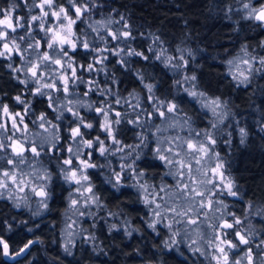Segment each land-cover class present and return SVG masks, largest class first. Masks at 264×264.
<instances>
[{
	"label": "trees",
	"instance_id": "trees-1",
	"mask_svg": "<svg viewBox=\"0 0 264 264\" xmlns=\"http://www.w3.org/2000/svg\"><path fill=\"white\" fill-rule=\"evenodd\" d=\"M38 1L0 0V18L11 12L15 28V31L7 29L6 41L11 37L25 36L27 30L31 29L27 35L28 42H32L31 38L34 37L42 49L46 47L48 32L45 35L40 20L28 22L31 16L41 17L44 20V29L52 22L50 15L40 14L39 7H30ZM241 2L242 0H98L100 7L92 10V21H113L108 25L107 31L100 29L98 33H93L96 37H105L103 44L98 40L94 41V46L102 47L103 52L97 54L89 51L85 55V49L78 47L74 52L71 49L69 55L73 56L74 61H79L73 64L78 76L83 77L89 84L95 80L101 88L107 85L110 91H115L120 98L127 99L128 103L123 106L116 103L110 105L114 114L123 113L126 109L131 111L129 106L135 103L130 95L133 91L140 93L142 107H151L149 94L141 83L140 76H143L146 83L154 85L153 91L159 98L174 99L182 109L188 110V115L192 116L191 122L199 130H207L212 134L216 141L212 148L229 162L223 172L240 187L237 198H226L227 204L231 205L233 210L243 209L246 207L245 201L249 200L254 202V209L264 213V199H258L264 192V131L261 130L264 128V65L259 63L246 83L234 79L226 66L227 59L243 46L249 50H257L258 54H261L260 57L264 58V44L260 47V43L264 42V25L257 19L244 17L239 8ZM12 3L17 5L15 9L10 8ZM52 7H63L71 18H76L75 9L67 0H53ZM85 15L83 12L82 19L76 20L72 26L77 34L92 32L83 20ZM121 16L124 17L123 20ZM18 19L24 23V28L16 27ZM117 28L122 32L128 30L130 37L120 41L112 39L108 33H116ZM124 40L128 41L130 47ZM15 42L21 43L19 39ZM25 46L26 44L21 43V47ZM126 47L129 51L133 48L140 51L147 59L137 56L122 59L117 55V49ZM161 52L164 55L157 59V54ZM96 56L104 57V72L97 71L102 64L93 62V57ZM15 57L13 55L12 61H9L0 56V92H9L3 102L9 103L15 111H21L22 106L15 105L12 96L24 86L11 79L12 72L6 67L9 63L14 66ZM168 57L172 59L167 60ZM181 57L184 63L183 74L177 67ZM89 63H93L91 74L87 70ZM128 65L131 67H127ZM197 65L200 67H196ZM193 73L197 76L196 81L175 84L182 75ZM16 75L21 76L20 73ZM113 76L116 77L115 84L112 83ZM185 87L200 90L211 97H219L225 108V116L217 128L212 127L217 123L216 115L201 108L196 102L189 104L191 98L184 92ZM29 88L34 92L33 85L29 84ZM70 89L79 94L89 92L84 84L71 85ZM21 94L26 99L34 100V110H44L49 118L55 121V113L47 107V97H35L25 92ZM61 94L62 92L57 93ZM89 97L92 101L105 99V96H100L97 91H92L89 96L83 98ZM107 99L114 102L117 97L107 95ZM80 112L88 119L95 118L97 125L99 124L100 117L95 111L86 112L80 109ZM110 115L112 116L113 112ZM71 119L72 114L66 111L63 120L56 121L62 132L61 144L69 143L68 133L64 132L63 128ZM161 119L157 114L156 122ZM27 120L30 121L28 118ZM122 126L128 129L120 137L122 141L125 144L138 143L133 133L139 129L126 122ZM241 128L244 130L243 136ZM95 134L92 133L93 136ZM92 155L95 160L96 154ZM112 160L113 163H119L116 158ZM138 163H147L148 173H152V176H155L157 171L161 179H171L165 175L167 168L163 162L154 159L151 154ZM89 174L97 184L95 190L99 203L92 212L95 215L84 217L82 220L83 228L87 230L86 238L78 239L67 251L62 247L60 240V227L63 226L60 215L64 209L66 185L63 194L50 202V211L40 217H33L30 210L13 208L10 201L0 199V240L7 243L8 254L11 255L6 257L3 245L0 244V264H144L146 259H155L157 256L162 258L164 264H189V260L178 256L174 250L164 249L163 252H158L153 247L154 244H161L162 237H156L155 233L147 229L144 224L145 217L139 212V202H132L136 199L134 191L127 192L122 188L117 193L110 184L101 187L102 178L99 173L90 169ZM126 218L129 220L123 225L122 221ZM252 218L253 223L257 225L256 235L259 239H264V231H260L259 227L264 225V222L259 215ZM113 223L119 227L110 231L109 225ZM157 227L161 233H166L162 226ZM129 228L142 229L144 239L142 240L138 231L132 232L130 238L125 236V229ZM25 245L28 246L25 248ZM250 246L252 247V244ZM262 251L264 255V249ZM255 254L259 255L257 252ZM184 255L192 259V254ZM198 258L200 264H207L204 257Z\"/></svg>",
	"mask_w": 264,
	"mask_h": 264
},
{
	"label": "clouds",
	"instance_id": "clouds-1",
	"mask_svg": "<svg viewBox=\"0 0 264 264\" xmlns=\"http://www.w3.org/2000/svg\"><path fill=\"white\" fill-rule=\"evenodd\" d=\"M67 3L72 7H77L78 0H67ZM247 5L249 7V4ZM34 6L35 4L33 3L30 7ZM16 7L17 5L15 3L10 5L11 9H15ZM79 7L84 10L83 12L86 15L83 17V20L92 29V32H81L77 34L72 31L70 39L78 41V43L75 42L77 46L71 49L74 52L78 47H83L85 49V55L89 51L99 54L104 49L94 46V41L98 40L100 44H103L105 37L103 35L96 37L93 33H98L100 29L107 31L108 25H111L113 21L111 19L107 23L92 21V10L100 7L98 0H79ZM8 14L11 15V12ZM60 15L64 20V14L61 13ZM250 15L254 16L252 11ZM33 17L31 16V19L28 21L29 23L34 21ZM35 17H37L36 20H40L41 28L44 30L45 35H47V29L42 27L44 26V20L41 17ZM80 19H82L81 16L76 17L74 19L75 23L76 20ZM123 19L124 17L121 16V20ZM16 27L24 28V23L18 19ZM28 32H31V29L27 30L25 36L19 38L11 37L8 41L12 44L13 50L21 48L23 52L21 56L23 64L20 67H14L11 63L7 64L6 67L12 72L11 79L18 81L24 88L12 96L15 105L22 106L21 111H15L9 103L3 102V98L7 97L9 92H0V199L9 200L13 208H20L21 206L28 207L33 217H40L42 214L50 211V202L56 200L57 197L63 194L64 186L69 182L68 177L72 168L79 167L77 164L69 166L65 161L68 159H85L92 165L89 169L95 170L101 176V187L104 184H110L117 193L125 187L133 189L136 194V199H133L132 202L142 203L149 209V217L144 218V224L147 229L156 234V237H162L161 244L153 245L158 252H163L164 249L175 250L178 256L189 260V264H200L198 256L204 257L207 264H212V261H215L217 264V261L213 257L222 255L216 251L217 246H219L226 249L229 257L228 264H250V255L251 264H264V256H261L257 262V260L253 259L250 248L252 243L250 231L253 229L250 217L259 215L261 221L264 222V213H259L258 210H254V202L249 200L245 201L246 207L241 209L239 213L229 210L226 198L237 197L240 192V187L234 180H231L233 184L232 191L235 195H230L223 188L222 183L219 185V191H217L218 185L216 183H209L210 180L213 181L211 169L218 162L223 164V169L229 163L226 158L216 153L215 148H212L211 144L208 145L210 149L209 153L201 158L200 164H195L193 168L194 173H196V178L200 182V190L206 193L205 200L212 199L213 201L210 211L206 207L200 209L199 201L195 204H190L183 197L177 201V198L171 195L172 193L178 194L180 192L176 184L170 187L161 180L162 187L159 189L154 188L152 180H145V171L141 170L138 166V162H143V158L151 154L154 159L160 160L169 169L165 175H171L177 180L178 167L175 161L179 159H183L186 163L191 161V157L188 154L187 142L193 140L207 144L208 134L210 133L207 130L201 129L196 131L192 128V116L188 115V110L182 109L180 104L174 99L159 98L153 91L154 85L152 83H146L143 76L139 78L144 88L147 89L149 94L148 101L151 107H142L140 93L133 91L130 95L135 103L129 106L131 111L129 112L126 109L125 112H120L121 115L115 118H110L112 112L110 105L116 103L123 106L128 103L127 99L120 98L115 91H110L107 85L101 88L95 80L89 84L83 77L78 75L74 76L71 71V74L67 75L70 81L68 85L69 89L71 85L84 84L89 89V92L79 94L69 90L68 95H57L58 92L63 91V88H56L55 91H52L53 83L63 84L61 77L65 76V73L73 68V64L79 63V61H74L73 56L69 55L62 48L57 51L56 45L51 48V54L49 53L51 59H44L45 52L38 54L36 51L40 47L39 42L35 41L34 37L31 38L32 42H28ZM115 32L117 34V39L115 40H122L123 37L119 35L122 32L121 29L117 28ZM123 32H128V30H124ZM65 35H69V33L65 31ZM17 39L21 43L26 44V46L21 47V43L15 42ZM124 43L130 47L127 40H124ZM85 44L88 45L87 48L84 47ZM128 47L118 48L117 55L121 56L122 59L131 56L147 59L140 51L134 48L129 51ZM29 49L32 51L30 52ZM191 54L189 50V55ZM5 55L6 53L0 56ZM163 55L164 53L162 52L158 53L156 58L160 59ZM56 59L62 61V68L53 67L56 66ZM103 59L104 57H101V64ZM171 59V57L167 58V60ZM167 60L165 63H167ZM93 62H96L94 57ZM33 66L37 67V72L39 73L37 76H33L29 71ZM127 67L130 68L131 66L128 65ZM177 67L180 73L183 74V57L177 62ZM196 67L200 66L197 65ZM87 70L91 74L93 63L87 65ZM97 71H105L103 64ZM136 71L138 72V70ZM20 72H23V78L16 75ZM196 80L197 76L195 73L192 75H182V78L176 80L175 84H183ZM112 83H116L115 76L112 77ZM29 84L34 86V92L32 88H29ZM92 91H97L100 96H105V99L103 101H92L90 97L88 99L83 98L89 96V93ZM21 92L31 93L35 97H47V107L51 108L55 113V121H62L66 111L72 114V119L63 128V131L68 133L69 143L67 145L60 143L62 140L60 127L49 118L44 110H34L32 107L34 100L30 98L26 99ZM184 92L191 98L189 104L196 102L199 103L201 108H207L205 107L206 102L200 99L201 97H206L205 92L193 91L188 87L184 88ZM107 95L115 96L117 99L114 102L110 101L107 99ZM70 96H80L81 98L70 99ZM212 100H218L220 102L218 107L221 108V115L218 117L217 123L212 125L213 128H217L219 123L224 119L223 108L219 97L213 98ZM170 104L175 106L174 111H168ZM5 107L8 109L7 112H4ZM97 107L103 108L104 112L108 113V116L103 115V113L98 114L99 117H102L98 125L95 118L88 119L81 115L80 112V109H84L86 112H96ZM161 112L164 113L163 116L160 115ZM157 114L162 118L159 123L156 122ZM212 114L215 116L216 110L212 111ZM178 116L184 117L182 125L176 123ZM26 117L31 120L33 126L44 129V133L37 132L34 135L33 129L25 124ZM9 118H12L11 129L5 127V121ZM109 119H111L112 137H109L106 126ZM125 122L128 125H132L133 128L139 129L133 133L138 143L125 144L120 138L128 131L127 127L122 126ZM17 124L21 125V127L17 128ZM85 125H88V127H85ZM76 127H80L82 131L74 137L72 135V129ZM169 129H174L173 134H167ZM181 129L188 131L189 135L186 137L181 136ZM261 130L264 131V128ZM194 131H196V134L192 135ZM93 132L96 133L94 136L92 135ZM12 141H17L22 145L27 144V149L24 152L10 151ZM33 147L36 148V152L31 151ZM65 151L67 152V156H65ZM93 153L96 154L95 160L92 159ZM161 155H164L166 160H171L173 163L169 164L166 160H161L159 158ZM112 158H116L119 162L118 170L114 166ZM78 175L81 178V184L77 185L73 191H69L65 197L70 202V206L72 199L78 200L77 214L80 213L82 205L94 204L89 200V194L85 191L86 188L91 187L92 196L96 198L95 204L99 203V199L95 195L97 184L94 182L92 175L87 174L85 170L79 171ZM85 175L88 177L87 180H84ZM10 177H15V180H10ZM117 177H119V182H117ZM152 179L154 180L155 176ZM225 179L228 180L227 177ZM161 189H164V191H161ZM38 192H43L44 195L38 196ZM160 192H163L169 198L167 200L165 198L159 199L158 202L156 198ZM77 193L78 195H76ZM149 195L155 200V203L146 202ZM221 197H225V199ZM258 199H264V192L258 196ZM177 203L183 205L185 211L189 207L198 209L199 216L203 215L204 219L195 224V227L186 223L187 217L184 218V222H175L181 220V218L176 216L173 219L168 212V208L177 205ZM156 204L162 206L157 208ZM153 205H155L154 208L152 207ZM177 210L179 211V208ZM156 212L160 213L159 217L156 216ZM90 215H95V213H90ZM191 215L193 219H197L195 212L191 213ZM124 223H127V221H124ZM225 223L231 224L233 227L231 229L222 228L221 225ZM157 226H162L166 230V233H161ZM118 227L117 224L113 223L109 225V230L118 229ZM259 227L260 231H264V225ZM134 231L140 232L142 240L144 239L143 230L138 228L125 229V236L130 238ZM237 232L247 239V244L240 243L236 235ZM92 239H95V237H92ZM31 242L33 243L34 241ZM229 242H231L232 247H228ZM181 245L187 247L188 251L192 254V259H189V257L180 251ZM241 245H244L248 250L241 249ZM257 248L264 249V239L260 240ZM137 254L139 255L140 253L137 252ZM144 264H164V262L160 256H157L155 259L151 257L146 259Z\"/></svg>",
	"mask_w": 264,
	"mask_h": 264
},
{
	"label": "snow or ice",
	"instance_id": "snow-or-ice-1",
	"mask_svg": "<svg viewBox=\"0 0 264 264\" xmlns=\"http://www.w3.org/2000/svg\"><path fill=\"white\" fill-rule=\"evenodd\" d=\"M44 5H47L48 7H52L53 5V0H43V3L41 5H39L40 7L43 8ZM248 5H245V8H247ZM75 9V15L76 17L81 16L83 11L80 7H74ZM61 13L64 14V20L67 21L66 25H61V29L60 30H54V29H47V32L51 33V39L48 41L47 43V47L49 49H51L54 45H60L63 46L64 45H68L71 48H75L77 45L76 43L70 39V34L73 31V25L75 24V20L73 18H71L66 9L61 7L59 9L58 12H53L52 16L56 17L57 19H59L61 17ZM252 14H254L255 19L259 20V21H264V6H262L260 9H253L252 10ZM44 16H47L48 13L44 12L43 13ZM5 18L4 19H0V25H4L6 28H10L13 31H15V28L13 27V21L12 18L10 16V14L5 13L4 14ZM37 17H33V20H36ZM16 25H17V21H16ZM43 27V26H42ZM65 31H67L69 33V35H65ZM109 36L112 37V39H117V34L116 33H112L109 32L108 33ZM121 37L123 38H129L130 37V33L129 32H121L119 34ZM6 39V32L3 30H0V40H5ZM85 48L88 47L87 44L84 45ZM65 52H67L65 49H63ZM12 51V47L10 48L8 43L5 42L4 43V51H0V55H3L5 53H10ZM131 54V53H130ZM44 59L46 60H50L51 56L48 52L44 53ZM101 61H97V63H100ZM232 62L229 61V64H231ZM244 63H248L247 61H244ZM260 63L262 65H264V59H261ZM55 64L58 66H62V61L60 59H56L55 60ZM250 67V65H249ZM29 71L32 73L33 76H37L39 73L37 72V67L33 66V68H30ZM72 74L74 76L77 75L76 69L73 67L71 69ZM241 75H243V73H241ZM245 79H247L245 77ZM61 80L63 81V91L64 92H68L69 91V79L68 77L62 76ZM52 88L55 90L57 88V84L53 83ZM194 95V93H193ZM220 102L218 100H210L207 101L205 104V107L207 108H211L212 111H215L216 108L219 106ZM175 106L170 104L168 106V111H174ZM8 109L7 107L4 108V112H7ZM96 112L98 114L103 113V115L108 116V113L104 112L103 108L101 107H97L96 108ZM75 115V113H73ZM121 113L120 112H116L115 113V117L120 116ZM161 116L164 115L163 112L160 113ZM104 126V125H102ZM107 131H108V135L109 137H112V127H111V119L108 120L107 122ZM85 127H88V125H85ZM82 131V129L80 127H76L72 129V135L75 137L78 134H80ZM241 135H244V130L241 129ZM216 143L215 139L212 138V135L209 133L208 134V142L207 144L203 143V142H197V141H193V140H189L187 142V149H188V154L191 157V161L190 162H185L183 159H179L175 161V164L178 167V178L176 180V186L180 189V192L178 194H176L177 197V201H179V199L181 197L185 198L190 204H195L197 201H199L200 204V209L203 208H211L213 201L212 199H207L205 200V196L206 193L201 191L199 188V181L197 180L196 176L193 173V167H192V162L194 161L195 164H200L201 163V158L205 157L210 149L208 147L209 144L214 145ZM11 150L13 152H24L25 151V147L24 145L20 144L17 141H12L11 144ZM171 150V149H169ZM32 152H36V148L33 147L31 149ZM157 151H159V149H157ZM161 160H166V157L164 155H161L159 157ZM79 161V167L78 168H72L70 174H69V181L70 182H74L76 185L81 184V178L78 175V172L81 170H86L92 167V165L85 159H80ZM167 163L172 164L173 161L171 160H166ZM65 163L69 166L75 164L74 160L72 159H68L65 161ZM223 164L222 163H217L215 167H213L211 169V174L214 177H219V182L223 184V188L225 190L228 191V193L230 195H235V193L232 191L233 188V184L232 181L230 179L226 180L225 176H224V172H223ZM206 174V173H205ZM5 175H7V173H5ZM10 180H15V177H10ZM88 177L87 175L84 176V180H87ZM117 182H119V177H117ZM209 183H214V181L210 180ZM79 191V190H78ZM85 191L87 193H89V200L93 203L96 202V198L92 196V189L91 187H88L85 189ZM161 191H164V189H161ZM38 196H43L44 193L43 192H38L37 193ZM156 199H164V197H160L159 195L157 196ZM146 202L148 203H155V200L152 199V197L149 195L147 197ZM78 205V200L77 199H72L71 200V206L73 207L74 211H78L77 208ZM162 205L160 204H156L157 208H160ZM179 208V211L177 210ZM168 212L170 214V216L174 219L176 216H179L181 218V220L179 221H175L177 223L179 222H184V218L187 217L186 223L190 224V225H195L198 223L197 219H193L191 213L195 212L196 216H199V210L198 209H193L191 207H189V209L187 211L184 210L183 205H180L179 203H177V205L175 206H170L168 208ZM80 215H84L83 212L79 213ZM156 216L159 217L160 213L156 212ZM237 223H239V221H237ZM155 226V225H153ZM69 227H71V225H69ZM222 228H227V229H231L233 226L231 224L225 223L221 225ZM237 238L239 239L241 244H247L248 241L247 239L241 235L239 232L236 233ZM221 242H222V238H221ZM29 243H32L31 241H29ZM0 244L3 245V249H4V255L7 256L8 255V245L7 243H5L3 240H0ZM27 247V245H25V248ZM228 247H232L231 242H229ZM24 249H21V251H23ZM216 251L218 253H221L222 255L220 256H214L213 259H215L217 261V264H228V260L229 257L226 253V249L225 248H221L219 246H217ZM17 255H19V253H17ZM249 261L251 264V255L249 256Z\"/></svg>",
	"mask_w": 264,
	"mask_h": 264
},
{
	"label": "rangeland",
	"instance_id": "rangeland-1",
	"mask_svg": "<svg viewBox=\"0 0 264 264\" xmlns=\"http://www.w3.org/2000/svg\"><path fill=\"white\" fill-rule=\"evenodd\" d=\"M42 3H43V0H39L38 3L35 4V6L39 7V11H40L41 15H43L44 12H47L48 15L51 16L52 22L49 23L47 29L59 30L61 28L62 24L63 25L67 24V21L63 20L62 17L57 19L56 17L52 16V13L53 12H58L59 9H56V8H53V7H48L47 5H44L43 8H42V7L39 6ZM245 4H249V7L245 8ZM262 6H264V0H242V2L239 4V8H240L241 14L244 17H246V18H254V19H255V17L251 16L250 12L252 11V9H259ZM4 18L5 17L0 18V19H4ZM13 27H14V22H13ZM0 28H1L0 30H3L5 32L7 31V29H10V28H6L4 25H0ZM50 39H51V33L48 32V36L46 37L47 43H48V41ZM5 42L8 43L10 48L12 47V44L9 43L8 41L0 40V51H4V43ZM74 42H76V41H74ZM47 43H46V47L45 48L42 49L41 47H39V49L36 50L38 54H43L44 52H48V53L51 54L52 49H49L47 47ZM262 44H264V42L260 43V47L263 46ZM61 48H62V46H60L58 44L56 45V50L57 51H59ZM63 49H65L69 53V51L71 50V47L68 46V45H64ZM29 51L31 52L32 50L29 49ZM13 55L16 56L15 57L14 67H20L23 64V61L21 60V56L23 55V52L21 51V48L20 49L17 48L15 50L12 49V51L10 53H6V55L4 57L7 58L9 61H12ZM260 55L261 54H258L257 50H255V49L254 50H249L246 46H243L234 55H232L230 58L227 59V61H226L227 71L238 82L246 83L249 80L250 75L253 72V70L255 68H257L258 64L260 63V61H261ZM100 59H101V56H96L95 57V61L96 62L100 61ZM229 61H231L232 63L229 64ZM244 61H247L248 63L246 64V63H244ZM249 65H250V67H249ZM53 67H61L62 68V66H58V65L53 66ZM73 67H74V65H73ZM241 73H243V75H241ZM70 74H71V70H69L67 73H65L66 76L70 75ZM20 75H21L20 77L23 78V72H20ZM245 77L247 79H245ZM54 83H56V82H54ZM56 84H57V88H63V84L62 83H56ZM55 90L53 89V91H55ZM69 90H71V89H69ZM192 90L193 91H200V90H196V89H192ZM61 95H68V92L62 91ZM69 98L70 99H77L79 97L78 96H70ZM213 98H216V97H211L208 94H206V97H201L200 99L203 100L204 102H207V101L212 100ZM221 106L223 108V116H225V108H224V105L222 103H221ZM203 109H205L208 112L212 113L211 108H203ZM112 112H113V115L112 116L110 115V118H114V116H115L114 111H112ZM220 115H221V108L217 107V109H216V119L217 120H218V117ZM100 119H102V117H100ZM183 120H184L183 116H178L176 118V123L182 125L183 124ZM53 122H55L59 126L58 122H56V121H53ZM11 123H12V118H9L8 120L5 121V127L7 129H11ZM25 124L28 127L33 129V134L34 135L37 132H39L41 134L44 133V129L36 128L35 126H33L32 123H31V120L30 121L27 120V117L25 118ZM191 126L196 131H199V129L192 122H191ZM20 127H21V125L17 124V128H20ZM45 127H47V125H45ZM196 131H194L192 133V135H195ZM173 132H174V129H169L167 131V134L171 135V134H173ZM180 135L186 137V136L189 135V133H188V131H186L184 129H181ZM152 143H154V141ZM23 145H24L25 149H27V144H23ZM10 151H11V148H10ZM65 156H67V152L66 151H65ZM92 157H93V155H92ZM74 162L77 165L79 164L78 160H74ZM114 166L118 170L119 163H115ZM194 166H195V162L193 161L192 162V167L194 168ZM89 170L90 169H86L85 170L87 174H89ZM168 171H169V169L167 168V172ZM193 173H194V171H193ZM151 174H147V175L145 174V180H152L153 187L156 188V189H159L160 187H162V184L160 183V181L163 180V179H161L159 177V174L155 175V179L154 180L152 179L153 176ZM194 175L196 176V173H194ZM168 176L171 179L170 180L169 179L168 180L165 179V180H163V183L167 184V185H169L171 187V186L176 184V180L171 175H168ZM224 176L227 177L225 175V173H224ZM212 177H213L214 183H216L218 185L217 191H219V185H220L219 177H214V176H212ZM65 185H66V190H65L66 192H65L64 197H63V205H64L63 207H64V209L61 211V215H60V221L62 223L61 225H63L62 227H60V240H61L62 247L66 250V249H69L70 247H72L78 239L86 238L87 230L85 228H83L82 220H83L84 217H89L90 216V213H92L95 210L97 204H95V203L91 204V205L84 204V205L81 206L80 212L89 213V214H84V215L77 214V212L74 211L73 207L70 206V202L67 199H65V197L67 196L68 192L69 191H73L77 185L74 182H70V181L67 184H65ZM76 195H78V193ZM95 195L98 197V194H97L96 190H95ZM171 195L173 197H176V193H172ZM159 196H164L165 200H167L169 198L168 196H165V194L163 192H160ZM221 198L225 199V197H221ZM235 198H237V197H235ZM158 202H159V199H158ZM228 206H229V210H231L233 212H236V213H239L240 210H241V208H238L237 210H233L234 208H232L231 205L228 204ZM152 207L154 208L155 205H153ZM20 208H26V210H30V208L24 207V206H21ZM208 210L210 211L211 208H208ZM254 210H257V209H254ZM141 213H142V215L145 218L149 217V209L146 208L144 205H143V209H142ZM203 219H204L203 215H200V216L197 217L198 222L200 220H203ZM250 219L253 220L252 217H250ZM128 220L129 219L126 218L124 221H128ZM124 221H122L123 225L124 224L126 225V223H124ZM252 224H253V229L250 231L251 240H252V243H251L252 247L254 248L255 252L259 253V255H261V256H264L262 249H258L257 248V245L259 244V242L261 240L256 235V233L258 231L257 230V225H255L253 223V221H252ZM69 225H71V227H69ZM193 227H195V225H193ZM180 251L186 252L188 254H191L188 251L187 247H185L184 245H181ZM10 256L11 255L8 254L6 257H10Z\"/></svg>",
	"mask_w": 264,
	"mask_h": 264
},
{
	"label": "flooded vegetation",
	"instance_id": "flooded-vegetation-1",
	"mask_svg": "<svg viewBox=\"0 0 264 264\" xmlns=\"http://www.w3.org/2000/svg\"><path fill=\"white\" fill-rule=\"evenodd\" d=\"M115 164V163H114ZM138 166H139V168L141 169V170H143V171H145V174L147 175V174H150V173H148V170H147V163H138ZM158 174V172L156 171V175ZM124 189H126V191L127 192H130V191H134L133 189H130V188H124ZM142 209H143V204L142 203H139V212H140V214H142L141 212H142ZM238 242V241H237ZM129 247V246H128ZM250 248H251V253H252V256H253V259L254 260H257V262L259 261V258L261 257V255H258V256H256V252H255V250H254V248L253 247H251L250 246ZM241 249H243V250H248V248H246L244 245H241ZM184 254H188V253H186V252H183ZM239 254H242V253H239ZM183 258V257H182ZM128 259H129V257H128ZM141 259V258H140ZM142 259H144V258H142ZM212 264H216V262L215 261H212Z\"/></svg>",
	"mask_w": 264,
	"mask_h": 264
},
{
	"label": "water",
	"instance_id": "water-1",
	"mask_svg": "<svg viewBox=\"0 0 264 264\" xmlns=\"http://www.w3.org/2000/svg\"><path fill=\"white\" fill-rule=\"evenodd\" d=\"M260 9V8H259ZM259 21V20H258ZM259 22H261L263 25H264V21H259Z\"/></svg>",
	"mask_w": 264,
	"mask_h": 264
}]
</instances>
